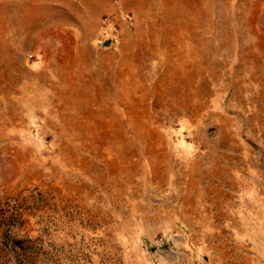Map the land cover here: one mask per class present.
<instances>
[{
	"label": "rangeland",
	"instance_id": "374dc122",
	"mask_svg": "<svg viewBox=\"0 0 264 264\" xmlns=\"http://www.w3.org/2000/svg\"><path fill=\"white\" fill-rule=\"evenodd\" d=\"M0 264H264V0H0Z\"/></svg>",
	"mask_w": 264,
	"mask_h": 264
}]
</instances>
